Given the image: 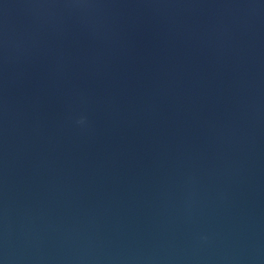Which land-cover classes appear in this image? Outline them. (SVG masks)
<instances>
[{
    "label": "water",
    "instance_id": "95a60500",
    "mask_svg": "<svg viewBox=\"0 0 264 264\" xmlns=\"http://www.w3.org/2000/svg\"><path fill=\"white\" fill-rule=\"evenodd\" d=\"M0 264H264V0H0Z\"/></svg>",
    "mask_w": 264,
    "mask_h": 264
}]
</instances>
